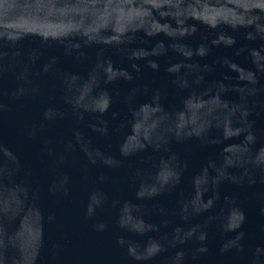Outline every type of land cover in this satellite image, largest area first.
I'll use <instances>...</instances> for the list:
<instances>
[{
	"label": "water",
	"instance_id": "obj_1",
	"mask_svg": "<svg viewBox=\"0 0 264 264\" xmlns=\"http://www.w3.org/2000/svg\"><path fill=\"white\" fill-rule=\"evenodd\" d=\"M261 28L264 0H0V264H264Z\"/></svg>",
	"mask_w": 264,
	"mask_h": 264
},
{
	"label": "clouds",
	"instance_id": "obj_2",
	"mask_svg": "<svg viewBox=\"0 0 264 264\" xmlns=\"http://www.w3.org/2000/svg\"><path fill=\"white\" fill-rule=\"evenodd\" d=\"M149 15L148 12L145 13V16ZM175 18V17H173ZM189 19H191V17H189ZM182 24H186V21L181 19L180 21ZM249 24H251V22L249 21L248 22ZM241 24H243V21L241 22ZM153 28H154V31L152 32H149L147 33L148 35H158L160 33H163L165 34L166 36H169V37H173L175 35H179V36H188V35H193L196 31V28H195V25H192L191 26V31H188V30H185L183 32H177L176 29H174L172 27V25L170 24H164V25H161L159 23V21H157L154 25H153ZM122 34L124 33V30L122 29ZM258 31L264 33V28H261V29H258ZM249 38H251V36H249ZM129 39H132V37H129ZM225 42L227 44V46H231L232 44L235 43V40L231 37H228V38H225ZM160 47L161 49L163 50V42H160ZM180 47H184V46H180ZM197 52L200 54V55H206L207 54V49L204 45H200L199 48L197 49ZM154 54H161V53H154ZM181 54L185 55L187 58H190L191 57V51L188 50V51H184L182 52ZM146 56V53L144 52V50H138V51H134L132 53V59H141V58H145ZM107 73H108V78L109 79H114V78H117V77H124L126 79H131V74L127 72L126 69H114L112 66H111V62L108 61L107 62ZM149 66L151 68H153L154 70H158L159 69V65L153 60V61H149ZM136 71H139V67L138 65H133L132 66ZM178 67L179 66H172L170 67L167 71L171 72V73H175L178 71ZM251 79V76L249 77ZM108 107V100L105 99L103 101V103H101L99 105V109L101 112L105 111ZM50 115V113H46L45 116L46 118H48ZM91 200H92V204L93 205H96V206H99L101 204V200L93 195L91 197ZM94 212V207L93 206H89L88 208V214L91 215L92 213ZM262 214H264V210H262ZM244 219V216H243V213L242 212H235L233 213V220L232 222L228 225V228L229 229H236L240 226V224L242 223ZM100 229H103L104 228V225L103 224H100L98 226ZM242 236V234H241ZM200 240H204L206 237L204 234H202L200 237ZM240 236L237 237V239H239ZM123 241H119V243H122ZM232 243L234 244L235 241H232ZM160 250V247L158 244H152L151 247L148 249V253L150 255L152 254H155L157 253L158 251ZM130 252H134V249H130L129 250ZM201 252L203 251H206V249L204 248H201L200 249ZM258 252L261 251V249H257ZM181 255V254H178V256Z\"/></svg>",
	"mask_w": 264,
	"mask_h": 264
}]
</instances>
